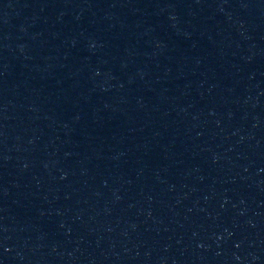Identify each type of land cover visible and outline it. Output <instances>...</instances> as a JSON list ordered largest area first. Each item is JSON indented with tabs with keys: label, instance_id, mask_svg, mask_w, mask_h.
<instances>
[{
	"label": "water",
	"instance_id": "95a60500",
	"mask_svg": "<svg viewBox=\"0 0 264 264\" xmlns=\"http://www.w3.org/2000/svg\"><path fill=\"white\" fill-rule=\"evenodd\" d=\"M0 264H264V0H0Z\"/></svg>",
	"mask_w": 264,
	"mask_h": 264
}]
</instances>
